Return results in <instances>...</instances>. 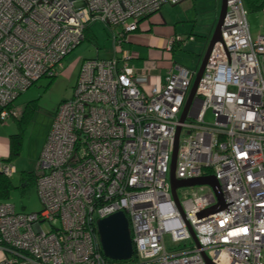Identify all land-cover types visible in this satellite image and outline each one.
I'll list each match as a JSON object with an SVG mask.
<instances>
[{"label": "built area", "instance_id": "obj_1", "mask_svg": "<svg viewBox=\"0 0 264 264\" xmlns=\"http://www.w3.org/2000/svg\"><path fill=\"white\" fill-rule=\"evenodd\" d=\"M182 1L0 0L1 121L17 115L22 93L58 74L93 24L110 29L114 51L82 61L73 97L56 110L35 178L42 211L0 202V264H208L202 252L212 264H264V35L251 36L243 0H227L222 41L184 122L200 65L173 63L161 87L144 89L123 50L141 20ZM182 40L170 38L167 49ZM178 128L176 179L215 176L224 209L200 215L218 203L207 185L183 198L177 190L179 209L170 183ZM117 212L134 249L120 263L104 255L97 229ZM166 235L184 245L167 248Z\"/></svg>", "mask_w": 264, "mask_h": 264}, {"label": "rangeland", "instance_id": "obj_2", "mask_svg": "<svg viewBox=\"0 0 264 264\" xmlns=\"http://www.w3.org/2000/svg\"><path fill=\"white\" fill-rule=\"evenodd\" d=\"M248 20L252 30H255L251 14H248ZM91 30L95 39L85 40L69 54L63 60L62 69L58 71L53 80L49 77L42 78L22 93L14 102L17 115H11L5 121L0 120V167L9 157L11 139L16 138L19 141L18 154L11 161L16 170L11 177L14 189L6 200L7 203L15 206L17 212L38 213L42 211L43 207L35 182L28 180V176L36 173L38 169L39 158L56 110L63 101L73 97L82 61L90 55H95L98 49L101 57L108 56L113 48L108 27L95 23L91 26ZM174 62L190 69L198 67L196 60L185 58L181 54L175 57ZM205 120L208 123H213L215 120L210 109L206 112ZM193 191H197V188L184 187L178 189V194L180 198H183V192L191 194ZM43 227L48 229L49 225L43 224ZM165 244L169 249L184 245V243L174 244L169 235L165 236Z\"/></svg>", "mask_w": 264, "mask_h": 264}, {"label": "crops", "instance_id": "obj_3", "mask_svg": "<svg viewBox=\"0 0 264 264\" xmlns=\"http://www.w3.org/2000/svg\"><path fill=\"white\" fill-rule=\"evenodd\" d=\"M221 2L222 0H183L178 5L164 6L159 12L140 21L138 30L128 35L123 50L132 54L130 66L144 89L161 87L167 71L179 54L196 60L200 65L217 25ZM249 14L252 15L255 26V30H252L248 20L251 36L255 38L259 34L264 35L262 12ZM90 36L95 39L92 30ZM175 36H180L183 40L169 51L167 42ZM113 55V48L105 57H101L98 49L95 55L85 59H106Z\"/></svg>", "mask_w": 264, "mask_h": 264}, {"label": "water", "instance_id": "obj_4", "mask_svg": "<svg viewBox=\"0 0 264 264\" xmlns=\"http://www.w3.org/2000/svg\"><path fill=\"white\" fill-rule=\"evenodd\" d=\"M226 12H227V0H222L220 15L216 28L207 46V49L203 54L197 76L194 80L188 100L186 102V105L182 113L181 122H184L186 119L187 113L195 96L199 81L201 79L204 68L206 66V63L209 59V56L211 54L214 45L222 41V27ZM180 132H181V128H178L174 141V151H173L171 171H170V183H171L172 195L179 209L181 210L180 203L178 200L177 190L179 188L202 186V185H207L212 188L218 199V203L215 206L207 209L205 212L201 213L200 215L201 216L208 215L224 209L225 203L223 200L221 187L215 176H204L190 180L176 179L175 170H176V159H177ZM188 228L196 245L200 247L196 235L189 224H188ZM97 229H98V234L100 237L103 253L108 259L116 262H123V261H128L133 257L134 249H133V241L131 238L129 221L123 212H117L104 219L98 220ZM202 255L208 264H212L205 252H202Z\"/></svg>", "mask_w": 264, "mask_h": 264}, {"label": "trees", "instance_id": "obj_5", "mask_svg": "<svg viewBox=\"0 0 264 264\" xmlns=\"http://www.w3.org/2000/svg\"><path fill=\"white\" fill-rule=\"evenodd\" d=\"M243 2L249 12H260L264 8V0H243ZM90 34H91V27L87 28L85 31V40H90L92 38ZM55 77L56 76H52L49 78L53 80ZM18 146H19V141H17L16 138L11 139L9 157L4 162H11L16 157L19 149ZM209 174H212V171H209ZM28 177H29L28 180H33L35 182L36 173H31L29 174ZM12 189H14V186L11 181V177H7L0 172V202H6V200L9 198ZM113 262L120 263L116 261Z\"/></svg>", "mask_w": 264, "mask_h": 264}]
</instances>
